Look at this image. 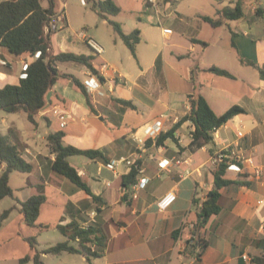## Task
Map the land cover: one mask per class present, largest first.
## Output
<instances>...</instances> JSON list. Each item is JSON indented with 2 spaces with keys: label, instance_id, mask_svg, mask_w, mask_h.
<instances>
[{
  "label": "crops",
  "instance_id": "crops-1",
  "mask_svg": "<svg viewBox=\"0 0 264 264\" xmlns=\"http://www.w3.org/2000/svg\"><path fill=\"white\" fill-rule=\"evenodd\" d=\"M64 2L56 1V12L64 10ZM238 3L243 5L244 18L226 21L219 27L204 20L218 18L219 11L234 8ZM148 13L147 22L152 26L158 22L157 29L164 41L151 39L145 30L136 29L141 38L136 57L115 31L103 44L90 35L103 45L104 52L95 55L72 29L67 14L61 29L52 34L54 54L94 57L92 65L102 81L79 63H59V68L82 83L90 78L100 80L102 94H90L94 113L86 97L70 81L60 79L52 92L51 107L37 115L36 126L29 121L26 125L19 124L17 118L7 121V133L11 128L18 132L26 148L24 158L34 166L33 172L26 176L25 186L18 190L21 192L19 204L44 194L45 206L49 202L46 194L49 187L62 196L63 210L56 224L40 221L39 225L54 227L60 233L58 225L73 222L82 229L90 226L98 229L103 246L92 244L90 247L99 257L89 261L81 253H62L52 255L55 259L51 264H187L189 246L183 253L180 249L194 234L198 220L196 209L202 207L214 188L215 167L211 160L217 152L233 145L243 170L229 169L226 178L247 184H233L220 190L221 210L208 222L205 231L208 247L202 252L199 264H263L264 4L254 11L248 0H161L158 9L148 6ZM164 29L172 30V34L165 35ZM0 57L9 62L7 67H0V88L19 84L24 64L36 59L16 57L3 47H0ZM103 65H107L104 70ZM213 66L228 71L234 78L207 72ZM198 94L206 98L218 115L235 105L243 107L246 113L235 116L220 128L213 145L192 146L191 122L184 123L175 132L177 141L169 138L157 146L155 139L146 138L145 142L150 144L146 143L143 148L135 140V137H144V128L162 114L169 117L166 128L170 130L190 113V98ZM118 99L131 101L136 108H126ZM55 107L66 113L63 118L53 115ZM64 120L66 126L61 127ZM1 123L5 124L4 118ZM238 130L243 137H238ZM56 131H64L66 145L103 153L104 158L85 157L77 165L69 158L93 194L100 198L98 202L53 171L55 155L48 147L47 136ZM164 159L172 162L167 170L159 168V161ZM123 160L141 162L134 185L141 178H148L144 188L122 186V177L131 169ZM177 161L182 163L177 165ZM110 163H117L114 171L108 168ZM257 167L262 169L259 177L255 174ZM187 169L192 171L191 176L182 177ZM4 170L5 165H1L0 175ZM15 173L10 175V186L16 191L12 186ZM171 192L176 194V201L167 210H161L159 201ZM16 205L18 202L12 207ZM15 211L21 214L19 209ZM21 215V225L26 226ZM49 229L38 228L32 234L27 232L32 228L23 227L16 233V240L25 242V236L33 235L38 240L37 250L42 252L51 247L39 250V240ZM61 236L58 243L66 242L67 238L62 233ZM71 244L79 246L77 242ZM24 251L31 257L36 252L32 248ZM47 255L51 254H42Z\"/></svg>",
  "mask_w": 264,
  "mask_h": 264
},
{
  "label": "trees",
  "instance_id": "trees-1",
  "mask_svg": "<svg viewBox=\"0 0 264 264\" xmlns=\"http://www.w3.org/2000/svg\"><path fill=\"white\" fill-rule=\"evenodd\" d=\"M56 1L5 0L0 3V47L7 49L10 54L16 57L31 56L36 58V54L41 53L39 58H36L28 65V69L24 71L26 76L20 79L19 84H7L0 88V111L9 114L25 112L28 121L35 126L37 125V115L46 110L48 94L53 92L55 84L60 79L70 81L86 97L87 104L92 112H96L85 84L73 74L61 71L59 63L75 62L85 65L93 75L98 76L101 81L103 80L92 65L93 56L74 53L54 54L52 52L51 36L53 33L47 34L45 28L51 21V17L56 13ZM91 1L93 2V10L97 11L104 19H107L105 14L118 15L121 12V7L116 5L113 0ZM44 2L47 3L46 6ZM244 17L243 5L238 3L234 8H224L219 11L218 18L205 17L204 20L213 27H219L226 21L240 20ZM109 22L113 25L115 32L124 44L130 49L133 56L136 57V48L141 41L140 31L135 30L127 34L120 24L113 21ZM207 72L234 78L228 71L215 66L207 69ZM117 102L126 108H136L131 101L118 99ZM190 105V113L178 121L168 132L162 133L156 141L157 146L163 145L169 138L177 141L175 132L186 122H191L192 124V146L200 148L205 145H213L215 144V133L220 128L235 116L246 113L243 107L235 105L222 115H218L211 108L206 98L200 94L190 98ZM64 137V131L51 132L47 136L48 147L52 154L55 155V160L52 164L53 171L68 179L78 188L85 191L94 201L98 202L100 198L93 194L78 170L70 163L69 158L84 156L90 160H96L104 158L103 153L100 150L80 149L72 145H66ZM146 143L149 145L150 141ZM25 149V145L15 129L11 128L7 134L0 132V166L5 165V170L0 175V201L14 196V190L10 186V175L13 172L29 174L34 170V166L24 158ZM140 163V161H136L131 166L130 172L122 177L123 187L128 188L137 183L140 174ZM235 163V160L228 159L218 163L213 170L214 188L208 193L202 207L196 209L198 220L194 226V234L188 239L189 248L186 253L189 259L193 256L200 258L202 252L208 247V243L205 240V231L210 218L220 213V190L233 184H247L245 181H233L226 178L230 165ZM237 164L243 168L240 163ZM45 202L46 196L40 194L20 203L21 208L19 210L24 215V221L28 226L41 229L50 228L49 226L37 225L41 208ZM193 204L196 206V199H194ZM16 208L0 213V226ZM57 228L67 238L66 242L58 243L40 252L36 247L38 245L36 237H30L26 240L36 252L33 257L28 255L21 259V263L33 260L35 264H44L42 260L43 253L51 255L81 253L89 261L100 256L97 251H92L90 247L92 244L103 246L102 237H100L98 229L94 226L82 229L77 223L73 222L67 226L58 225ZM72 242H77L79 246H73ZM261 262L264 264V256Z\"/></svg>",
  "mask_w": 264,
  "mask_h": 264
},
{
  "label": "rangeland",
  "instance_id": "rangeland-1",
  "mask_svg": "<svg viewBox=\"0 0 264 264\" xmlns=\"http://www.w3.org/2000/svg\"><path fill=\"white\" fill-rule=\"evenodd\" d=\"M64 1V4H66L64 10L67 14V19L72 29H74L75 32L84 30L89 36L94 35L97 39L101 40L100 42L102 44L105 41L107 42V37H109L110 34H114L115 31L113 25L109 21L120 24L123 30L127 33H132L134 30L141 28L145 30L144 32H146L147 36H149L151 39H159L161 43H163L164 41V37L160 36L159 30L157 29V27L160 26L158 22L153 24V26L147 22V16L149 13L148 6L144 0H114L113 2L121 7V12L118 15L105 14L107 18L106 21H104L105 19L97 11L93 10V2L91 0ZM95 1L98 2V0ZM61 26L62 24H59V28H61ZM166 26L171 25L168 24ZM144 45L145 44H143L142 47H144ZM26 116L27 115L25 112L9 114L0 111V132L3 134L7 133V121L10 119L17 118L19 124H29ZM3 118L5 119V124L1 123ZM45 123V120H43V127ZM125 130H127V128H125L124 131ZM80 159L85 160V157L74 156L70 158V161L77 165V161H79ZM213 166L216 167L215 165ZM27 175V173L19 172H16L13 175L12 186L16 189V191L14 190V196L5 198L4 201L0 204V213H2L5 210L11 209L12 205L18 202V205L15 206L17 208L13 210L14 212L12 211V217L9 216L8 219L2 223V226H0V264H22L21 259L28 255V253H26L24 249L31 248L30 243L27 242L26 239L33 237V235H29V237L25 236V242H22V240H16V233H20L21 228L30 227L27 225L25 226L24 223L22 224L23 226L21 225L22 213L18 214V212L15 211L21 208L19 204L20 201H18L21 192H19L18 190H20L19 188H21L22 186H25V179ZM69 183L71 182L69 181ZM46 194L48 196L49 202L45 206H43L42 215L37 221V225L40 224V221L46 222L48 224H56L59 221L60 214L63 210L62 205L64 200L62 196H60L55 192V190L49 187H46ZM15 207H12V209ZM30 228H32V230H28L27 232L32 231L33 233H31L34 234V232L38 231V228L36 227ZM61 238V233L54 227L49 230H45L39 240V250L45 247L55 246L56 244H58ZM54 259L55 258L52 257V255L42 256V260L46 264H51ZM23 264L35 263L32 260Z\"/></svg>",
  "mask_w": 264,
  "mask_h": 264
},
{
  "label": "built area",
  "instance_id": "built-area-1",
  "mask_svg": "<svg viewBox=\"0 0 264 264\" xmlns=\"http://www.w3.org/2000/svg\"><path fill=\"white\" fill-rule=\"evenodd\" d=\"M144 1L146 2V4L148 6L154 7L157 9H158L160 2H161V0H144ZM248 1H249V5H250L251 9L254 11H257L258 8L264 4V0H248ZM51 18H52L51 21L49 22V24L45 28V32L47 34L48 33H55L61 29V28H59V24H64V22L66 20V12H65V10L56 12ZM164 34L169 36L172 34V30L164 29ZM77 36L86 42L88 47L92 50V52L95 55H100L104 52L103 47L94 38L89 36L84 30L79 31L77 33ZM40 55H41V53H37L36 58H39ZM8 65H9V62L0 57V67H7ZM28 65H29L28 63L24 64L23 71H26L28 69ZM106 68H107V65H103L102 69L104 70ZM25 76L26 75L24 73L23 77H25ZM84 84L87 88V91L90 94H95V93L100 94V95L102 94V92L100 91V88L102 87V82L100 80L97 81L93 78H90V79L86 80ZM52 113H53V115H56L57 117H62V118L66 114L59 107L53 108ZM168 118L169 117L167 115L162 114L156 122H154L152 125H147L144 128V131H143L144 137H135V140L143 148H145V146H146V142H145L146 138L155 139L157 141L158 137L162 133H166L169 131V130L167 131V128H166V122L168 121ZM65 126H66V121L64 120L61 123V127H65ZM243 136H244L243 133L238 130V137H243ZM235 147L236 146L230 145V146L226 147L225 149H223L222 151L217 152L211 160L213 165L216 166L218 163H221V162L226 161L228 159L235 160L236 163L231 164L229 169L234 170L236 172H242L243 169L237 164L240 162V157L238 154H236ZM122 162H125L128 166H132L135 163V161H132V160H123ZM185 162L188 163V161H185ZM249 162L251 164H253L251 160ZM181 163H182L181 161L176 162L177 165H180ZM170 165H172V162L168 159H164V160L159 161V168L162 170H167ZM107 166H108V168H110L111 170L114 171L116 169L117 163H110ZM255 169H256L255 174L258 177L261 176L262 169L259 167L255 168ZM191 174H192V171L190 169H187L182 174V177H190ZM148 183H149L148 178H141L138 185H134V187L136 189L144 188ZM176 198H177V196L174 192L168 193L165 197H163L159 201L160 209L161 210H167L176 201ZM187 246H189V244L184 243L181 245V249H180L181 253H183L187 250ZM187 264H199V257H197V256L191 257Z\"/></svg>",
  "mask_w": 264,
  "mask_h": 264
},
{
  "label": "water",
  "instance_id": "water-1",
  "mask_svg": "<svg viewBox=\"0 0 264 264\" xmlns=\"http://www.w3.org/2000/svg\"><path fill=\"white\" fill-rule=\"evenodd\" d=\"M52 95H53V93L50 92V93L48 94V96H47L48 104H47L46 109H49V108L51 107V98H52Z\"/></svg>",
  "mask_w": 264,
  "mask_h": 264
}]
</instances>
